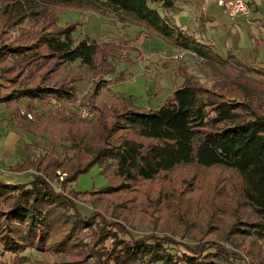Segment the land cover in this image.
I'll return each instance as SVG.
<instances>
[{
    "label": "trees",
    "instance_id": "1",
    "mask_svg": "<svg viewBox=\"0 0 264 264\" xmlns=\"http://www.w3.org/2000/svg\"><path fill=\"white\" fill-rule=\"evenodd\" d=\"M26 1L29 5L42 4L32 12L38 23L45 22V19L49 21L52 5L101 9L116 18L124 16L133 19L137 24L134 38L139 33H143V39L153 34L172 38L180 49H188L201 56L206 55L202 46H213L209 41L202 42L195 29L182 28L175 22L174 14L182 8L178 0ZM245 1L251 12H258L257 1L264 4V0ZM17 5L19 3L5 8L14 20H20L24 15ZM53 17V22L41 26L50 24L52 30L42 32L32 42L17 40L12 45L0 42V62L9 60L19 68L18 71L22 70L27 76H38L40 80L33 85L21 83L0 102L8 104L9 119L14 128L41 137V140L24 143L22 158L9 165L15 171L35 169L31 178L21 183L0 178V206L5 208L0 215V253H8L12 264L38 263V260H31L30 256L22 253V245H25V249H32L43 244L50 224L48 211L44 210L48 205L63 211L66 223L70 225L57 247H65L70 233L75 229L84 236L81 246L92 253L94 262L88 264H214L211 259L220 261L223 257L225 260V251L212 243L183 244L181 249L178 246L180 243L169 238L152 234L135 237L117 224L104 223L95 214H83L72 199L90 195L95 190L105 191L108 186L81 192L76 189V177L97 164L107 179L102 166L104 161H110L114 173L126 181L151 180L177 165L191 162L204 168L218 166L234 170L241 179V196L253 208L256 216V220L248 223L246 232L264 242V104L255 105L251 100V112L245 115L241 105L217 98L216 93L220 92H215L214 88H220L219 84L210 89L202 86L187 65L178 63L172 71L175 79L179 78L178 84L172 94L157 106L138 107L131 98L110 93L123 108L117 121L121 127L129 129L134 137H125L116 145L98 149H92L79 138H74L58 150L56 141L61 140L62 136L56 140L44 127L57 128L60 123L72 121L74 112L71 105L75 106V101L80 97L73 86L57 84L51 74L64 63L79 61L82 65L94 66L106 76L108 71L113 70L110 61L116 58L121 44L112 40L100 46L87 35L76 40L73 31L77 22L60 23L58 16ZM122 38L123 41L133 39ZM226 59L264 76L262 65L249 63L231 53ZM52 60L53 65L41 72ZM220 81L226 82L224 79ZM108 85V80L101 79L90 101H82L81 98L80 105L94 109L93 97L99 91L108 92ZM231 86L236 88L238 85L231 83ZM0 87H7L2 78ZM232 93L247 97L243 90ZM21 107L33 116V119L26 120L27 123H23L19 115ZM220 123L225 125L217 128ZM203 127L210 129L201 133L199 129ZM36 147L43 148L42 156L40 152L34 155ZM45 160L47 162L42 167ZM55 169L63 170L66 176L62 180L51 179V172ZM8 201L10 204L7 207ZM93 216L94 220L91 219Z\"/></svg>",
    "mask_w": 264,
    "mask_h": 264
},
{
    "label": "rangeland",
    "instance_id": "2",
    "mask_svg": "<svg viewBox=\"0 0 264 264\" xmlns=\"http://www.w3.org/2000/svg\"><path fill=\"white\" fill-rule=\"evenodd\" d=\"M178 2L183 3L185 7L174 14L175 22L195 29L198 36L201 34L203 40L213 44L218 55L209 53L201 56L191 50L180 49L172 38H163L155 34L143 39V33H139L134 38L137 24L133 19L124 16L116 18L101 9L52 5L49 21L45 19V22L38 23L32 12L40 8L41 3L29 5L26 0H0V42L9 45L15 44L17 40L32 42L38 39L42 32L52 30L50 24L47 27L41 26L53 22L55 15L59 17L60 23L77 22L73 31L76 40L87 35L100 46L112 40L121 44L115 54L116 58L110 61L113 70L108 71L106 76L94 66H85L79 61L64 63L60 65L58 71L51 74L57 84L73 86L80 97L75 101V106L71 105L74 112L72 121L57 124V128L44 127L56 137V140L62 136L61 140L56 141L58 150L62 149V145H67L68 140L74 138H79L92 149H98L116 145L122 138L134 137L129 129L121 127L117 121L123 108L110 93L131 98L132 103L138 107L157 106L172 94L173 88L178 84L179 78L175 79L172 74L178 63L187 65L202 86L210 89L219 84L220 88H214L215 92H220L216 93L217 98L241 105L245 115L251 112L252 101L255 105L264 104V76L226 59L231 53L243 60L246 59L249 63L264 66L263 2L257 1L258 12H251L249 20L243 18L244 22L239 23L229 19L223 7L217 6L214 0ZM18 3L17 6L24 15L20 20H14L10 18V13H6L5 8ZM199 6L202 9L200 14H195L196 20L193 21V13L197 12ZM204 8L205 13L209 10L212 18L209 14L205 16ZM202 15L203 19L200 17ZM198 18H201V21L196 25ZM122 37L133 39L123 41ZM175 55L181 57L175 59ZM53 62L54 60L50 61L41 72L49 69ZM18 70L19 68L17 69L9 60L0 62L2 73L0 78L7 84V87H0L1 101L12 89L19 88L21 83L33 85L40 81L38 76H27L22 70ZM101 79L109 81V91H99L98 95L93 97L94 109L81 106V98L82 101H90ZM223 79L226 82L221 83L220 80ZM230 82L238 86L232 87ZM241 89L247 97L232 93L242 92ZM6 105L8 104L0 102V111L3 110L4 114L9 116ZM81 109H85L89 115H81ZM20 117L23 123H27V119L22 115ZM2 118L3 114L0 115V178L7 182L21 183L27 180H22L26 174L31 176L36 171L33 168L19 171L10 168L9 165L15 163L17 155L13 150L15 131L11 128L7 130V119L3 122ZM223 125L225 124L220 123L217 128ZM209 129L203 127L199 131L203 133ZM137 139L143 141L141 138ZM9 148H12L11 152H8ZM5 149H8L7 154H2ZM35 149L34 155L39 152L41 156L43 155L41 152H44L43 148ZM46 162L47 160L41 166L43 167ZM102 166L107 179L97 164L76 177L75 186L81 192L108 186L105 191L95 190L90 195L76 196L72 199L83 214L88 216L95 214L104 223L117 224L123 231L132 233L135 237L152 234L169 238L180 243L178 246H181V249L183 244L194 246L199 243H212L226 254L225 260L223 257L220 261L217 258L211 259L214 264H264V242L246 232L249 228L248 223L256 220V216L253 208L241 196V179L234 170L218 166L204 168L191 162L177 165L151 180L126 181L114 173L110 161H104ZM62 171L53 170L51 179L54 177L62 180L66 176ZM9 202L6 204L7 207ZM44 210L48 211L50 224L43 244L32 249H25V245H22V253L30 256L31 260H38V263L33 264L94 262L91 251L81 246V243H84V236L78 234L75 229L70 233L68 244L63 248L57 247V243L63 239L70 225L66 223L63 211L57 207L45 205ZM4 211L5 208L1 205L0 215ZM95 216L91 219L94 220ZM53 218L56 219L52 220ZM11 261L8 253H0V264H12Z\"/></svg>",
    "mask_w": 264,
    "mask_h": 264
},
{
    "label": "crops",
    "instance_id": "3",
    "mask_svg": "<svg viewBox=\"0 0 264 264\" xmlns=\"http://www.w3.org/2000/svg\"><path fill=\"white\" fill-rule=\"evenodd\" d=\"M180 3V5H181V10L182 9H184V4L183 3H181V2H179ZM202 6V5H201ZM201 6H199L198 7V9H197V12H194L193 13V21L194 20H196V17H195V14L196 13H198V14H200V10L202 9L201 8ZM204 10V13H205V11H206V8H204L203 9ZM223 10H224V8H223ZM225 11V10H224ZM226 13V12H225ZM206 15L205 16H208V14H209V16L212 18V14L211 13H209V10L205 13ZM204 15H202V16H200L201 18L203 17ZM201 18H198L197 19V21H196V25L197 24H199V22L201 21ZM203 19V18H202ZM210 21H211V19H209ZM235 21L237 22V23H239V22H244V20H243V18H237V19H235ZM179 25H181V27L182 28H185L184 27V25H182V24H179ZM235 25H238V24H235ZM232 27H234V26H232ZM197 28V27H196ZM200 37L202 36L201 34L199 35ZM160 37V36H159ZM202 38V37H201ZM201 41L202 42H205L203 39H201ZM206 43H208L207 41H206ZM203 47V51H204V54H206V55H209V53H214L215 55L217 54H219V53H217L216 51H215V49L213 48V46L212 45H207V46H202ZM1 114H3V118H2V120H3V122H4V120L5 119H7V122H8V129L7 130H9V128H11L13 131H15V134H14V137H13V139H15L14 140V144H15V147H13V150H14V153L15 154H17V155H15V162H17V161H19L21 158H22V153H23V149H22V147H23V144L24 143H29V142H31V141H38L41 137H39V136H37V135H35L34 133H32V132H24V131H22V130H20L19 128H14L13 127V123H12V121H10V119H9V116L8 115H6V114H4V112H3V110L2 111H0V115ZM2 123V122H1ZM5 148H7V147H5ZM6 150H8V149H5V150H3L2 151V154H7L6 153ZM12 151V148H9V150H8V152H11ZM5 171V170H4ZM27 176L26 177H23V179L22 180H25V179H27V180H25V181H28L30 178H31V176L29 175L28 176V174H26ZM29 177V178H28ZM24 181V182H25Z\"/></svg>",
    "mask_w": 264,
    "mask_h": 264
},
{
    "label": "built area",
    "instance_id": "4",
    "mask_svg": "<svg viewBox=\"0 0 264 264\" xmlns=\"http://www.w3.org/2000/svg\"><path fill=\"white\" fill-rule=\"evenodd\" d=\"M217 6L223 7L228 18L231 20H235L237 18H244L249 20L251 15V11L249 5L245 0H214ZM181 55H175L174 58L178 59ZM20 115H22L25 119H32L33 116L30 112H28L25 108H21L19 110ZM81 115L87 116L89 115L85 109H81Z\"/></svg>",
    "mask_w": 264,
    "mask_h": 264
}]
</instances>
